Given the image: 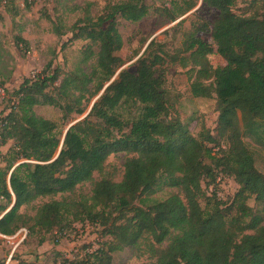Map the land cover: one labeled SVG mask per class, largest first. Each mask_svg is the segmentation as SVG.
<instances>
[{"label": "trees", "instance_id": "1", "mask_svg": "<svg viewBox=\"0 0 264 264\" xmlns=\"http://www.w3.org/2000/svg\"><path fill=\"white\" fill-rule=\"evenodd\" d=\"M237 1L203 0L218 12L211 23L215 45L196 36L199 29L193 27L183 42L189 55L180 60L196 66L194 96H217V135L205 127L194 135L180 117L170 116L162 69L167 53L155 49L156 41L134 69L122 68L117 52L124 41L117 17L142 20L149 14L146 0L121 1L106 15H86L73 25V38L91 43L82 59L88 63L96 57L91 70L77 66L59 85V68L26 77L0 119V148L14 141L6 165L0 166V199L6 202L0 203V234L12 236L26 226L62 230L88 220L100 226L106 239L71 264H113V254L127 247L155 259L154 264H264V173L241 129L242 120L247 133L261 139L256 129L258 121L264 122V12L238 13ZM49 20L55 34H66ZM213 52L225 59L224 66L212 67L208 54ZM91 102L90 112L65 137L55 121L35 111L41 104L58 106L68 120L85 115ZM127 103L138 109L131 119L119 112ZM119 152L126 154L122 179L104 175L95 180L96 172L105 174L109 156ZM219 172L239 185L231 202L206 194L203 183H216ZM161 176L179 191L146 207L135 204L156 191ZM85 182H93L91 196L53 198L74 193ZM44 197L52 198L34 216L21 212ZM251 199L261 209L250 205Z\"/></svg>", "mask_w": 264, "mask_h": 264}, {"label": "rangeland", "instance_id": "2", "mask_svg": "<svg viewBox=\"0 0 264 264\" xmlns=\"http://www.w3.org/2000/svg\"><path fill=\"white\" fill-rule=\"evenodd\" d=\"M121 1L124 0H4L0 5V119L10 111L13 93L26 77H38L46 71L48 73L59 68L61 77L56 83L59 85L64 75L77 66L81 65L90 71L96 57L88 63H82V59L85 49L91 43L85 39H74L72 26L79 24L86 15H106L112 5ZM146 3L149 5V14L138 22L117 17V29L124 41L122 48L117 52L124 61L122 68L134 69L149 43L156 41L155 49L161 48L167 53V62L162 69L166 78L165 90L170 116L180 117L194 135H199L203 127L217 135L221 131L217 128V96H194L191 85L195 80L196 71L193 69L196 66L192 62L184 66L180 60L189 55L184 51L183 42L193 27L199 29L196 36L214 44L211 23L218 12L205 5L203 0H146ZM234 9L238 13H261L264 12V0H238ZM49 18L66 34H55ZM93 49L97 51L96 46H93ZM174 57H177L176 62L171 61ZM208 61L213 68L226 64L225 59L217 52L208 54ZM50 62L52 68L47 70ZM204 81L207 84L212 83V80ZM54 87L56 86L49 90L55 92ZM90 89L93 90V85ZM96 98L97 96L92 102ZM137 110L136 105L127 103L119 112L124 119H131L137 114ZM35 111L38 115L55 121L58 131L63 135L71 123L81 120L84 116L73 114L65 120L61 108L49 104L37 105ZM257 124L256 131L261 137L260 140L257 136L247 133L242 120L241 129L244 141L253 152L256 167L264 173V122L258 121ZM13 145L14 141L9 140L0 148V166L6 165ZM210 146L213 147L212 144ZM125 159L124 152L110 155L106 162L105 174L96 172L95 180L107 175L115 181H120L124 174ZM207 182L203 183L207 196L212 197L216 193L223 201L231 202L239 188L234 177L223 172H219L216 183L208 185ZM92 189L93 182H85L78 185L74 193L58 194L53 198L89 197L92 195ZM155 189L156 191L148 197L143 194L135 204L146 207L153 199H165L179 191L177 188L168 187L163 176ZM51 198H39L32 205L22 207L21 212L34 216L38 206ZM0 203L6 202L0 199ZM202 204L205 205L206 200ZM249 204L255 209L262 207L254 199H251ZM32 224L33 222L30 223ZM105 239L100 226L88 220L72 222L62 230L52 231L39 228L32 231L30 226H26L12 236L0 234V264H71L69 261L82 259L86 253L104 243ZM154 261L155 259L148 255L138 256L129 247L113 254V264H154Z\"/></svg>", "mask_w": 264, "mask_h": 264}, {"label": "water", "instance_id": "3", "mask_svg": "<svg viewBox=\"0 0 264 264\" xmlns=\"http://www.w3.org/2000/svg\"><path fill=\"white\" fill-rule=\"evenodd\" d=\"M93 103H94V102H93ZM93 103H92V105L90 106V108L88 109V111L85 113V115L82 117V119L85 118V117L87 116V114L90 112V110H91V108H92V106H93ZM76 122H78V121H75V122L71 123V124L68 126L67 130L65 131L64 137H65L66 133L68 132L69 128H70L72 125H74ZM59 152H60V150H59ZM59 152L57 153V155L55 156V158L58 157ZM15 203H16V199L14 200V203H13V204H15Z\"/></svg>", "mask_w": 264, "mask_h": 264}, {"label": "built area", "instance_id": "4", "mask_svg": "<svg viewBox=\"0 0 264 264\" xmlns=\"http://www.w3.org/2000/svg\"><path fill=\"white\" fill-rule=\"evenodd\" d=\"M28 1H30V2H31L32 0H28ZM0 92H2V89H1V88H0Z\"/></svg>", "mask_w": 264, "mask_h": 264}]
</instances>
